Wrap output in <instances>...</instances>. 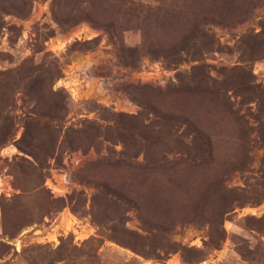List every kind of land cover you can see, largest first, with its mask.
<instances>
[{
  "label": "rangeland",
  "instance_id": "rangeland-1",
  "mask_svg": "<svg viewBox=\"0 0 264 264\" xmlns=\"http://www.w3.org/2000/svg\"><path fill=\"white\" fill-rule=\"evenodd\" d=\"M0 264H264V0H0Z\"/></svg>",
  "mask_w": 264,
  "mask_h": 264
},
{
  "label": "built area",
  "instance_id": "built-area-1",
  "mask_svg": "<svg viewBox=\"0 0 264 264\" xmlns=\"http://www.w3.org/2000/svg\"><path fill=\"white\" fill-rule=\"evenodd\" d=\"M95 35H97V32L89 29V28H85V30H81L80 31V34H73L74 38H77V39H80L81 37L82 38H92L94 37ZM168 72L166 70H164L160 64H157L156 62L153 63L152 66H150V69L148 70H145L143 69L142 71H139L138 74H137V79L138 80H147L148 78H151L154 82L156 83H162L163 82V76H167ZM51 187V186H49ZM71 216V217H70ZM67 217L70 218V221H76L75 217L73 215H71L69 213V215H67ZM85 229V233L88 235V234H91V229L90 227H86L84 228ZM78 238V237H77ZM56 240V237L52 238L51 240H48V241H55ZM82 240V239H80Z\"/></svg>",
  "mask_w": 264,
  "mask_h": 264
},
{
  "label": "trees",
  "instance_id": "trees-1",
  "mask_svg": "<svg viewBox=\"0 0 264 264\" xmlns=\"http://www.w3.org/2000/svg\"><path fill=\"white\" fill-rule=\"evenodd\" d=\"M198 139L200 140L201 138H197V139H195V140H194V144L197 143ZM207 144L211 145V141H210V140H207Z\"/></svg>",
  "mask_w": 264,
  "mask_h": 264
},
{
  "label": "crops",
  "instance_id": "crops-1",
  "mask_svg": "<svg viewBox=\"0 0 264 264\" xmlns=\"http://www.w3.org/2000/svg\"><path fill=\"white\" fill-rule=\"evenodd\" d=\"M104 76L99 77V79H103Z\"/></svg>",
  "mask_w": 264,
  "mask_h": 264
}]
</instances>
